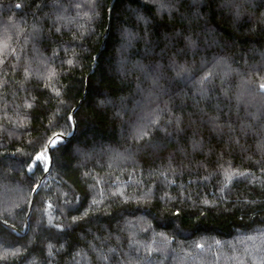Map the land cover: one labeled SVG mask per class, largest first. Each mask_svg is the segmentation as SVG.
Returning <instances> with one entry per match:
<instances>
[{
	"label": "trees",
	"instance_id": "16d2710c",
	"mask_svg": "<svg viewBox=\"0 0 264 264\" xmlns=\"http://www.w3.org/2000/svg\"><path fill=\"white\" fill-rule=\"evenodd\" d=\"M112 1L0 0V218L21 231L95 67L0 264H264V0H115L101 48Z\"/></svg>",
	"mask_w": 264,
	"mask_h": 264
},
{
	"label": "water",
	"instance_id": "95a60500",
	"mask_svg": "<svg viewBox=\"0 0 264 264\" xmlns=\"http://www.w3.org/2000/svg\"><path fill=\"white\" fill-rule=\"evenodd\" d=\"M114 2H115V0L112 1L111 6L109 8L108 23H107V26H106L105 31L103 33V41H102L101 48L104 47L105 40H106V38L108 36V33H109V27H110L111 15H112V6H113ZM96 58H97V55L95 56V59ZM94 69H95V67L87 74V76H86L85 91H84L82 97L80 98V100L78 101V103L76 104V106L73 108V110L71 112V117H72L73 124H74V129H73L72 133L71 134H68V135L63 134V133H57V134H55L52 137V139L50 140V142L47 145V151H48V155H49L50 162H49V166H48L47 170L41 176V178H40L37 186H40L41 185L42 181L48 175V173L50 171V168H51V166L53 164L52 143H54L59 138H62V139H65V140H69V139H71L75 135V133L77 131V125H76V121H75V112L81 106V104L83 103V101L85 99V96H86V93H87V89H88V85H89V78H90L91 73L94 71ZM37 186H36V188L34 189V191L32 193L29 211H28L27 216H26V219H25V229L23 231H21L20 229L15 228L13 225H11L8 221L0 218V222L2 224L6 225V226H9L10 228H12L13 230H15L18 233L20 232L22 234H25L27 232V230L29 229V225H30V215L32 213V210H33V207H34V203H35L36 190L38 188Z\"/></svg>",
	"mask_w": 264,
	"mask_h": 264
},
{
	"label": "snow or ice",
	"instance_id": "6c2138e0",
	"mask_svg": "<svg viewBox=\"0 0 264 264\" xmlns=\"http://www.w3.org/2000/svg\"><path fill=\"white\" fill-rule=\"evenodd\" d=\"M17 6L19 7V5H17ZM205 79H207V77H205ZM260 88H261V89H264V84H261V85H260ZM58 135H59V134H58ZM36 160H37V161H45V160H46V157H45L44 153L41 152L39 155H37V156H36ZM45 170H47V169H45ZM37 187H39V186H37Z\"/></svg>",
	"mask_w": 264,
	"mask_h": 264
}]
</instances>
